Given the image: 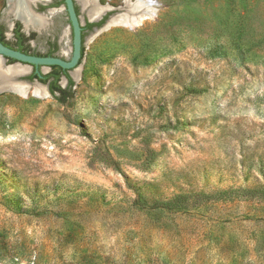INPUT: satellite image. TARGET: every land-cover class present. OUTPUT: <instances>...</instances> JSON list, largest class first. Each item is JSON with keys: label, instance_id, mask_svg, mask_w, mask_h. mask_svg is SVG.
Segmentation results:
<instances>
[{"label": "rangeland", "instance_id": "obj_1", "mask_svg": "<svg viewBox=\"0 0 264 264\" xmlns=\"http://www.w3.org/2000/svg\"><path fill=\"white\" fill-rule=\"evenodd\" d=\"M153 2L86 31L66 101L31 70L0 92V264H264V0ZM36 16L32 48L68 58L61 5ZM230 187L256 192L197 194Z\"/></svg>", "mask_w": 264, "mask_h": 264}, {"label": "water", "instance_id": "obj_2", "mask_svg": "<svg viewBox=\"0 0 264 264\" xmlns=\"http://www.w3.org/2000/svg\"><path fill=\"white\" fill-rule=\"evenodd\" d=\"M11 1L12 0H6V4L8 7L7 13L10 14L14 19H18L21 23L22 26L24 28L25 31H28L30 26L25 27L24 26V22L22 20V18L18 15H15L13 13L10 12V6H11ZM78 0H63V4L61 5V7L66 11L67 14V18H68V27L70 29L71 32V45L69 47V52L71 53L69 58H62L60 56H38V55H32V54H27V53H23L19 50L10 48L8 46H5L4 44H2L0 42V59L1 62H4V60L6 58H10L14 60V63L16 64H11V65H6L4 66L5 68H10L13 66H20L23 67L22 65H26L25 68L27 67V71L26 72H22L19 73L17 75L14 76V80L17 82H25L27 85H29L30 83H28L27 81L21 80L20 77L28 74L31 70V68L33 66L37 67V66H42V72L44 67L49 68L52 65H57L61 68L64 69H68L70 70V72L75 71L77 68H79L80 66V58H81V45H82V38H81V30H82V26L84 24L81 16L79 14L76 13L75 10V4L77 3ZM123 0L122 5L117 6V7H113L111 5H109L108 3L105 4L107 5V8L104 9L103 11H101L95 18H87V20L89 22H98L99 20H101L103 18L104 15H107L106 19L104 20V22L102 23V25H110L113 24L111 23L112 19H117V22H114L113 25H115L116 23H119V21H121L122 15L123 14H128V5L129 3ZM153 1V0H152ZM35 1H30L28 2L27 6L30 10L32 9V6L34 4ZM22 2H20L21 4ZM154 4V2H153ZM154 6V5H153ZM108 11H112L110 13H107ZM10 25V24H9ZM31 28H33L31 26ZM93 29H97V26H94ZM37 31H41V30H37ZM82 59V58H81ZM64 79V78H63ZM73 80H75V76L73 77ZM35 84L39 85L38 80L35 79ZM1 91H11L14 92V90L10 89V88H0V92Z\"/></svg>", "mask_w": 264, "mask_h": 264}, {"label": "bare ground", "instance_id": "obj_3", "mask_svg": "<svg viewBox=\"0 0 264 264\" xmlns=\"http://www.w3.org/2000/svg\"><path fill=\"white\" fill-rule=\"evenodd\" d=\"M30 1H36V0H26L24 2V0H12L11 1V6H10V12L18 15L22 18L23 22H24V26H32V25H36V26H42L43 23L42 21L38 18V14H33L31 12H29L28 9V2ZM129 5H128V14H123L122 15V20L119 21V23H116L117 25H124L127 27H134L138 24H140L144 19H147L149 17H151L153 15V1L152 0H126ZM125 1V2H126ZM20 2H22L20 4ZM90 0H85L84 3L87 4L89 3ZM92 4L93 6L90 8L89 10V18H95L101 11H103L104 9L107 8V5H105L104 7H101L99 4H96L94 0H92ZM25 3V5H24ZM31 11V10H30ZM117 19H112L111 23L114 24V22ZM110 24V25H113ZM35 28V27H33ZM39 28V27H38ZM37 30H41L38 29ZM27 71V67H20V66H13L10 68H5L2 65L1 59H0V88H10L12 90H14V92H17L21 95H24L27 93V87L25 86L26 83L25 82H17L14 80V76L22 73V72H26ZM36 86L34 87V92L35 93H41L42 92V87H40L39 85L35 84Z\"/></svg>", "mask_w": 264, "mask_h": 264}, {"label": "flooded vegetation", "instance_id": "obj_4", "mask_svg": "<svg viewBox=\"0 0 264 264\" xmlns=\"http://www.w3.org/2000/svg\"><path fill=\"white\" fill-rule=\"evenodd\" d=\"M62 4H59V0H36L35 5H32V9H31L30 12L33 13V14H37V13L39 14L40 10H46V12L48 13V12H50L51 9H53V8L59 6V5H62ZM75 5L77 6V8H79L77 3ZM64 12H65V15H66V18H67L66 11L64 10ZM67 20H68V18H67ZM16 22L19 23L18 32L22 33L21 37L17 36V34H16L17 33V31H16ZM50 22H52V20H50V19L47 20V24H49ZM1 25H2V31H1V34H0V42L2 44H4L5 46H8V47L16 49V50L20 49L19 51H21L23 53H27V54H32V55H38V56H60V57H62L58 53V43H57L56 40L47 39V41H46L47 50L46 51H39L37 49H33L32 48V41L34 40L37 31L34 30V28L31 29L32 31H28V32L27 31H23L22 23L19 20L18 21H14L10 25L9 24H5V23H1ZM6 30H8L9 34H6ZM70 34H71V32H70ZM70 42H71V39H70ZM54 46H55V48H54ZM70 55H71V53H70ZM70 55H69V57H70ZM6 61L11 62V63L14 62L13 59L11 60L10 58H6L4 60V62H2L3 66L8 65L6 63ZM49 68H51V66ZM61 69L64 70L68 74V76L72 79L70 70L64 69V68H61ZM64 71H61V73L59 75V80L57 81L60 86H61L60 80L62 79V77H64L66 79V81H67V77L65 76ZM33 73H36V75L38 77H36V78L35 77L34 78L30 77ZM43 74H46V73L42 72V66H37V67L33 66L31 68V72L26 77V79H30V80L36 79V80L39 81V77H41ZM51 79H52V77L48 78L45 82H42V83L47 85V89H48L50 94H51V92L49 90V82L51 81ZM61 87L62 88L68 87V81H67L66 87H63V86H61Z\"/></svg>", "mask_w": 264, "mask_h": 264}, {"label": "trees", "instance_id": "obj_5", "mask_svg": "<svg viewBox=\"0 0 264 264\" xmlns=\"http://www.w3.org/2000/svg\"><path fill=\"white\" fill-rule=\"evenodd\" d=\"M62 3H63V0H59V4H62ZM75 10H76V13L79 14V11H78V8L76 5H75ZM107 15H104L103 18L101 20H99L98 22H89L87 20L85 21V23L82 26V30H81L82 42L84 41V36H85L86 31L93 28L94 26L101 25L104 22V20L106 19ZM18 27H19V23L16 22V31H17L16 34H17V36L21 37L22 33L18 32ZM1 31H2V25L0 24V34H1ZM54 48H55V46H54ZM17 50H20V49H17ZM83 53H84V44L82 43V45H81V58L83 56ZM81 58H80V60H81ZM55 67L58 68L57 71H50L46 74H43L41 77H39V81L45 82L48 78L52 77L51 81L49 82V90L56 100H58L60 102H64L72 94L70 89H71V86L74 84V81L68 76V74L64 70L61 69V67H59L57 65L51 66V68H55ZM61 71H64V74L67 77L68 87H66V88H62L57 82L59 80V75H60ZM30 77L36 78L38 76L36 75V73H33ZM251 191L256 192V190H254V189L231 188L230 187L228 189L215 190L211 193H200L199 192L197 194L201 195V197L213 198L216 200H232L233 198H241V197L251 196V195H249V192H251ZM259 192H262V191H259ZM263 192H264V190H263ZM262 194H264V193H262ZM187 197H188V194H178L172 200L156 203L155 206H157V208L161 207V208H165V209H171L172 205L176 204V202L181 201Z\"/></svg>", "mask_w": 264, "mask_h": 264}]
</instances>
